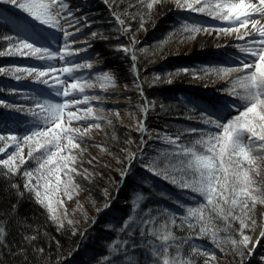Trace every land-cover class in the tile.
<instances>
[{"label":"snow or ice","instance_id":"6c2138e0","mask_svg":"<svg viewBox=\"0 0 264 264\" xmlns=\"http://www.w3.org/2000/svg\"><path fill=\"white\" fill-rule=\"evenodd\" d=\"M103 2L112 7V16L118 24V30L128 34L132 31L129 21L136 18V13L130 12L129 9H137L139 6L147 10L145 13L147 15L155 5L162 4L164 0H129L127 6L119 12L117 9L120 8V0H103ZM0 3L14 6L31 19L33 23L24 21L18 24L17 28L20 30L27 32L31 29L35 32L39 25L62 34L58 42L59 46L55 50L50 46L48 36L40 32H35V38L31 35H21L20 32L15 36H0V40L8 41L7 47L0 50V57L28 56L44 62L43 67L11 68L7 70L8 74L16 80L25 78L17 73L26 74L33 77L34 82L45 85L46 90H50H42L39 94L34 93L26 97L32 102L27 113L34 118V126L27 134L22 137L13 134L0 135V142H3L0 144V154H4L7 148L13 147V151L5 159H0V165L5 166L6 174L18 172L17 159L21 165L27 162L23 156L22 145H29L28 159L35 160L37 167L26 169L22 173L27 178L24 187L35 195L38 203L52 213V218L55 220L56 209L53 207V198L49 189L56 192L61 190L63 173L67 176L63 191L71 199L72 192L78 187L72 184V174H79L74 167L76 162L74 150L87 151L86 148L81 147L84 136L91 128H100V121L106 120L109 125L112 123L106 116L94 113L91 101L102 99L96 95L86 94V88L95 87L94 82L83 75H75L81 69H91L93 64L77 63L71 59L86 50L74 48L73 45L78 43L77 34L83 28L90 27L92 21H89L87 16L77 15L70 7L69 0H0ZM175 4L177 8L226 22L216 28L217 32L233 35L236 40L243 41V44L235 45L239 53L244 54L237 57L236 66L202 69L204 74L214 72L217 76L223 77L238 73L229 81L230 89L225 91L230 96L238 97L243 103L227 105L229 110L236 114L223 122L220 118H216L214 113L201 111L200 121L210 127L208 130L187 129L189 134L196 135L194 142L188 145L181 141V135L175 137L167 134L162 137L157 135L156 138L169 144L171 150L161 154L165 158L163 165L159 164V158L153 159L144 165L146 170L179 188H187L198 193L204 198V202L188 207L180 204V207L185 209L182 216L168 209L152 215V209H148L143 213L141 224L147 228L149 235L159 241L158 245L153 243L151 247V255L157 264H191V261L181 258L180 245L188 243V240L193 238L207 236L217 247H220L218 232L221 229L216 227L217 220L223 222L222 230L232 233L224 242L230 244L243 260L245 254L250 255L253 251L248 247L251 237L245 230H255L256 206L258 204L264 206V179H260L264 176V0H175ZM140 26L143 28V19ZM184 31L188 33V38H193L201 31L211 34L212 29L186 25ZM90 35L94 39L106 38L95 31ZM70 37L72 39H69ZM55 39L52 38L53 41ZM41 40L45 43H40ZM136 43L135 36L130 35L129 44L113 50L125 53L133 61L132 71L136 79L132 83L142 96L143 87L140 84L139 70L135 62L138 59L136 53L145 50L136 49ZM96 56H99V53H96ZM57 59L62 62L59 70L54 63ZM5 71L0 67V74ZM58 71L59 74H66L71 83L50 76V73L56 74ZM183 71L189 72L188 69ZM190 74L193 77L197 75L195 72ZM99 79L101 80L99 86L102 89H105L106 85L112 87L116 85L113 74L107 71L101 73ZM153 79L156 82L160 81L159 76ZM167 82L171 83V79L169 78ZM127 87L128 85L125 84V90ZM52 96L61 99L55 101L49 98ZM69 96L72 99H67ZM81 104H86L87 107L81 109L79 107ZM0 105L24 111L22 106L5 104L4 101H0ZM154 106L153 102L145 100V103L139 107L142 113L146 114ZM98 110L103 112L102 108ZM78 113L82 114L78 115ZM113 114L119 117L118 110ZM88 120H92L93 123L84 127L83 132L81 127L71 126L73 121ZM134 126L138 132H147L143 120L136 121ZM212 128L216 131H212ZM149 139L152 137L149 136ZM145 143L142 137L141 147ZM136 158L135 152L127 156L129 161ZM34 173L37 174L36 184L32 183ZM41 187L43 191L40 190ZM141 199L143 197L137 194L135 207H139ZM58 203L63 202L58 201ZM185 224L191 230L189 236L185 239L174 236L172 228L182 229ZM209 225L212 227L210 228ZM124 227H128L127 223ZM4 231V228L0 227V239L3 238ZM140 234L143 236L145 233L141 231ZM260 235L264 237V228ZM172 247H175V254L170 256L169 249ZM193 253L202 254L205 257L204 264H210V261L215 260V253H209L207 250L193 248ZM261 259L264 260V257Z\"/></svg>","mask_w":264,"mask_h":264},{"label":"trees","instance_id":"16d2710c","mask_svg":"<svg viewBox=\"0 0 264 264\" xmlns=\"http://www.w3.org/2000/svg\"><path fill=\"white\" fill-rule=\"evenodd\" d=\"M128 3L129 0H120V8L117 11L123 10ZM130 10L136 13V18L129 21L132 34L135 37L146 34L149 43L142 54L137 53L136 61L144 100L155 99L162 102L164 110L159 119L174 135L186 137L187 129L200 124L177 121L175 119L177 116L188 118L190 113L188 107L155 91L152 85L165 82L172 77L182 79L190 76L192 72H198L195 69H198L203 61L182 62L176 56L181 46L193 44L195 38L183 39L185 33L179 30L182 27L177 22L164 24L158 18V5H155L147 15H145L147 10L139 6ZM142 19L143 28L140 26ZM23 22L22 18L0 5V36H15L17 32L21 35H31L33 38L35 32L47 36L39 28H36L35 32L31 29L27 32L18 29L17 25ZM158 23L160 24L157 27ZM40 43L45 41L41 40ZM7 45L8 41L0 40V50L5 49ZM165 56L167 60L163 66L154 71L149 68L150 63ZM33 59L18 55L0 57V67L6 70L0 74V101L14 106L23 105L19 91L28 87L25 79L16 80L7 70L9 67L42 65V62L39 64ZM184 69H188L189 72H184ZM17 75L23 76L22 73ZM156 76L160 77L159 82L153 79ZM109 106L106 103V108H103L105 112L109 111ZM199 111L196 109V116ZM15 113L14 110L0 105V122L5 124H0V132L4 126L9 127L4 118L13 117ZM110 120L116 119L112 116ZM106 126L112 128L115 135L114 143L110 145L115 156H112V159L107 158L103 166L95 172L92 180L87 182V188L93 201L104 202L108 208L102 215L103 221L92 223V220L87 218L86 229L55 221L47 208L38 203L35 195L24 187L21 169L15 174H6V170L0 168V225L5 230L3 238L0 239V264H157L151 255V247L153 243L158 245L159 241L149 235L147 228L142 226L143 213L152 209L151 214L156 215L163 209H168L182 216L185 209L181 208L180 204L188 207L202 202L194 200L193 195L184 188L180 189L167 181H160L147 175L144 168L140 167L142 164L139 161L142 149L141 135L132 132L118 121L116 124L114 121ZM132 152L136 153L137 158L129 161L127 156ZM137 194L143 197L139 200L138 208L135 207ZM179 222L178 220L177 223ZM126 223L127 228L124 227ZM216 227L221 229L218 232L220 247L207 236L193 238L188 240V243L180 245L181 258L191 261V264H204L205 257L200 253H193L195 248L215 253V260L210 261V264H215L218 259L225 264H249V254H245L241 260L231 245L224 242L232 233L222 230L223 222L217 220ZM141 231L145 233L143 236L140 234ZM190 231L187 224L182 229L172 228L173 235L180 239L187 238ZM255 231L256 228L253 231L245 230L250 236ZM174 254L175 247H172L169 249V255Z\"/></svg>","mask_w":264,"mask_h":264},{"label":"rangeland","instance_id":"374dc122","mask_svg":"<svg viewBox=\"0 0 264 264\" xmlns=\"http://www.w3.org/2000/svg\"><path fill=\"white\" fill-rule=\"evenodd\" d=\"M0 5L2 7H4L6 10L9 9L11 12H13V14L22 18V20L31 21V19L27 16L26 13H23L21 10L16 9L14 6L3 4V3H0ZM129 11L132 12V10H130V9H129ZM158 18L160 20H162V22L164 24H165L167 19L174 20V18H175V20H176L175 22H177V24L182 27V29L179 28V30L181 32L185 33L183 39L188 38V33L184 31V26H186V25L189 27H191L192 25H196V26H199L201 28L208 27V28H211L212 31H211V34H208L204 31L196 33L195 36L193 37V38H195V42L193 44L181 46V48L176 53V56L179 60L181 58H185V57H191L194 59L195 57H197L200 54H204L205 56H207L206 58H207V60H209V63L208 64L203 63L198 69H195V70H198V72L196 71L197 75L195 77L190 75V76H186V78L183 77L184 78V79L182 78L183 80L178 79L177 77H172V78H170L171 83H168L167 82L168 80H166L165 82H161V83L160 82L156 83V84L154 83L152 85V89L160 87V85H158V84H165L167 86H170L173 83L175 86V85H179V84H175V83L182 82V81H183L182 83H184V81H187L189 79H195V80H198L201 82V85L199 87L196 86L199 90H202L206 94L209 93L210 95H212L215 98H216V96H218V97L221 96V102L225 101L224 99H227L228 97H234V96H230L228 94V92L225 91V89H230L231 85H230L229 81L234 79L238 75V73H231L228 76L223 77V76H217L214 72H209L207 74H204L202 72V69H205V68L236 66V63H233V61L237 60L238 56L244 55L242 53H239L238 49L235 47L236 44H243V41L236 40L233 35H225L223 33L217 32L216 28L219 26H223L224 24H226V22H221L219 20L210 18L205 14L194 13V12H191L188 10H183V9L177 8L176 4H175V0H164V2L162 4L158 5ZM101 21L105 25L108 26V28H109L108 32H114V34L120 35V37H123V39L125 38V40L123 42L117 38H106L104 41L108 47L114 46L115 44H117L119 46H121V44H123V45L129 44V36L133 35L132 31H131V33L124 34L122 32V30H118V24L113 19V16L111 13L106 12L103 15V18L101 19ZM130 22H131V20H130ZM159 24L160 23L157 24V27ZM94 26H96V25H94ZM98 26L99 25H97L95 27L97 30L96 31L97 33L101 28L100 26L99 27ZM37 28H39V27H37ZM39 29H42L43 33H45V34H47L48 31L49 32L51 31V30L44 29V28H39ZM46 30H47V32H45ZM53 33H56V32L53 31ZM99 34H101V33L99 32ZM53 37L56 38L55 41L52 40V43L54 46L53 50H55L59 46L58 42L60 40V35L54 34L51 38H53ZM203 38L204 39L205 38H212V40L215 41L214 45L209 47V48H200L199 49L200 40ZM135 39L137 41V43L135 44L136 49L148 48L149 43H147L148 38H147L146 34L139 35V36L135 37ZM48 42H50V41H48ZM137 53L142 54L143 52H137ZM233 53L235 54V56H232ZM228 54H231V58H233L234 60L225 57ZM19 57L30 58L28 56H19ZM71 59L77 63H79L81 61V57L79 55H74L73 57H71ZM33 60L36 63L42 62V65L38 66V67L44 66L43 61H38L36 59H33ZM166 60H167L166 56L163 58H157L155 61H153L152 63L149 64V68L154 71V70L160 68V66H163V64L165 63ZM54 63L57 65V68L59 70L60 66L62 65V62L57 59L56 61H54ZM16 67H19V66H16ZM23 67L24 66H22L21 68H23ZM12 68H15V67H12ZM9 69H11V67H9ZM75 75H77V76L83 75L84 77H87L94 82L95 87H93L91 89L86 88V94H88L90 96L96 95V96H99L102 98L99 101H96V100L91 101V104L94 106L95 115H104L107 117V119H110V118H112V116H114L116 120H113L112 123L115 121V124H116V122L118 121L123 126H126L127 128L131 129L132 132L136 133L137 135H141V132H138L134 126L136 121L140 120V110H141L139 107L141 105V102L138 99L137 90H135V89L132 90L134 93V96H135V101H134V105L128 110L126 116L124 117L121 114V112L118 110L119 111V117H117L113 114L117 111V109L114 111V108L113 107L111 108L110 106L108 109L109 111H107V112H105L106 110L103 109V108H106V103H107L106 98L104 97V94L110 86L106 85L105 89H102L99 86L101 83V80L99 79L100 74L93 72L90 69L85 68V69H81L79 72L75 73ZM23 76L25 77L24 78L25 84L28 86V87H25L26 89L19 91L20 99L24 102L22 105V107L24 108V111H17V109L15 107L9 108L10 110H14L16 113H15V116H13V117L10 116V117H7V119L4 118L5 122L9 124V127L4 126L2 131L0 132V135L13 134V135H17L18 137H22L25 134H27L34 126V118L27 113V109L32 106V102L29 99H27L26 97L31 96L34 93L39 94L40 91L46 90V86L40 85V84L34 82L33 77H31V76H26V74H23ZM50 76H56L59 79H62L68 83H71V80L68 79L67 75L66 74H63V75L59 74V71L56 74L50 73ZM193 87H195V86H193ZM46 91H50V90H46ZM155 91H157V90H155ZM49 98H51L55 101H60V99H61V98L54 97V96L49 97ZM67 99L70 100V99H72V97L69 96V97H67ZM235 99H233V100H235L236 102H239V101L242 102L238 97H235ZM201 101H202L203 109L199 108L198 107L199 104L196 103L194 100H191V102L188 103L187 107H189L188 110L190 112L188 119L192 120L193 121L192 123H194V124L200 123V125H196L198 127V129L208 130L210 126L204 125L200 121L199 117L197 118V116H200L201 111H203L205 108L209 107L210 103H212V99H208V97L205 94H203V98L201 99ZM213 101L215 103L216 100H213ZM79 107L81 109H85L87 107V105L81 104V105H79ZM99 108L103 109L102 113L98 110ZM153 109L155 110V114H156L157 113L156 106H154ZM196 109L200 110L197 116L195 115ZM205 110H207V109H205ZM222 112L224 113V116H228L227 113H225L224 111H222ZM80 114H82V113H78V115H80ZM155 114H154V116H155ZM159 114H161V113L158 112V115ZM235 114L236 113L233 112L232 116ZM190 115H192L191 118H190ZM223 118H225V117H223ZM228 118H231V115ZM89 123H93V121L92 120L79 121V122L73 121L71 126L72 127H81V131L83 132L84 127H87V125ZM0 124H3V123L0 122ZM3 125H5V124H3ZM100 125H101L100 128H94V127L91 128L89 130V132L84 136V142L82 143L81 147L86 148L87 151L81 152L79 149L74 150V154L76 155V162H75L74 167L77 168L79 174H72L73 175L72 184L74 186H78V187H75L74 191L72 192L71 199H69L67 194H65V192L63 191V184L67 181V176L64 175L63 173L61 174V190L59 192H56V191H53L51 188L49 189V192L53 198V207L56 209L55 215H56L57 219L55 221H57L58 223H65V224H68L67 226L74 225L75 227H80V228L86 229L87 226L85 224V220L87 218L91 219L92 223H96V222H100V221L104 220L102 215H104V213L106 212V210L108 208L107 204H105L104 202L97 203V202L93 201V199H91V196H90V191L87 188L88 187L87 182L92 180L95 172L98 171L101 168V166H103V163L105 161H107V158L110 157L112 159L113 158L112 156H115L114 153L111 152V147H110L112 142L114 143L113 138L115 136L111 130L112 128H110L109 126H106V125H108L106 120L100 121ZM163 126L164 125L157 124L154 122L150 124L148 133L152 137V139H150L151 143H153L155 140L160 142V143L162 142L161 139H157L156 137H157V135L162 137V131L164 129ZM197 127H195V128H197ZM211 130L214 131L213 129H211ZM160 133H161V135H160ZM195 138H196L195 134H189L187 132V136L184 138L181 137V141L184 144L188 145V144L194 142ZM2 143L3 142H0V144H2ZM162 146H164V147H162ZM162 146L161 147L157 146L158 148L156 147L153 150L152 154H147L145 157H143V162H141V164L144 166L150 160L159 158V164L163 165L165 158L161 154L165 153L166 151H170L171 146L170 145L169 146L162 145ZM22 147H23V156L27 160V162L21 165L19 159H17L16 163H17V165H19V169H21V175L24 172V170H26V169L30 170V169H34L37 167V163L35 160L28 159V152L30 150L29 145L24 144V145H22ZM12 151H13V147L7 148L6 152L4 154H0V159H5L7 157V155L9 153H11ZM34 155H39V153H34ZM89 161H91V162H89ZM142 165H140V167ZM0 166H1L0 168L3 171L6 170L5 166H3V165H0ZM70 166H73V165H70ZM143 166H142V168H144V170L147 172V175L152 176L156 179H159L160 181H167V180H164L162 177L155 176L152 173L148 172L146 170V168ZM109 172H111V171L109 170ZM36 175L37 174L34 173V177L32 179L33 184L37 183ZM22 177L26 183L27 178L24 175H22ZM260 179H264V176H261ZM167 182L172 184L169 181H167ZM40 184L41 185L43 184L42 179L40 180ZM172 185H174V184H172ZM174 186H176V185H174ZM184 189L187 190L188 193H191V195H193L192 198L194 197V200L199 201V202H204V198L202 196H200L198 193L192 192L190 189H187V188H184ZM40 190L43 191V188L41 187ZM58 201H62L63 203L60 204V203H58ZM258 209L259 208H257V207L255 209V215H256L255 219H256L257 231H259V229H260V221L258 218L259 217L258 216V211H259ZM48 212H49V210H48ZM50 215L52 217V213H50ZM69 221H71V223H69ZM235 226L236 225H234V227ZM0 227H2V226L0 225ZM254 233L252 236H250L251 237V243L248 245L249 248L253 249V251L251 253L252 257L250 256V258H254V255H259V254L261 255V257H264V248L263 247L262 248L256 247L255 249L253 248L254 238L256 236V234H254ZM257 251H259V253ZM215 264H225V262H223L221 259H218Z\"/></svg>","mask_w":264,"mask_h":264},{"label":"bare ground","instance_id":"6f19581e","mask_svg":"<svg viewBox=\"0 0 264 264\" xmlns=\"http://www.w3.org/2000/svg\"><path fill=\"white\" fill-rule=\"evenodd\" d=\"M89 37H90V42H92L93 44L99 42V40L101 39L99 37L94 39V38L91 37V35H89ZM81 41L82 40H79L78 44L83 43ZM214 43H215V41L212 40V38H205V39L203 38V39L200 40L199 49L200 48H209V47L213 46ZM118 73H119V75L122 74V70L121 71L118 70ZM126 78L127 77H125V76L121 77V82L119 84L120 87L118 86L119 88L115 91L114 100H113V101H115V103L120 105V107H121L120 112H121V114L124 117L126 116V114L128 112V109L131 106H133V99H134L133 96H132V91L129 88V86L127 87V90H125V88H124V85L126 84V83H124V81H125ZM185 84L187 86H198L199 87L201 85V82L198 81V80H195V79H189V80H187L185 82ZM125 97H127L128 99H125ZM259 217H260L261 224H262L261 226H262V228H264V212L260 211L259 212ZM261 230L259 232L255 233L256 236L254 238V245H253L254 249L256 247H263L264 246V237H262L260 235ZM257 252H259V251H257Z\"/></svg>","mask_w":264,"mask_h":264}]
</instances>
